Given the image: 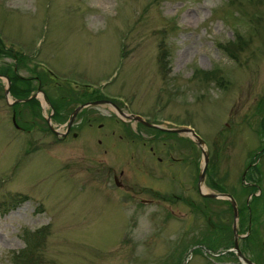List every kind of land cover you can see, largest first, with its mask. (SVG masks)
<instances>
[{"label":"rangeland","instance_id":"obj_1","mask_svg":"<svg viewBox=\"0 0 264 264\" xmlns=\"http://www.w3.org/2000/svg\"><path fill=\"white\" fill-rule=\"evenodd\" d=\"M0 42V264H243L214 182L264 264V0H0Z\"/></svg>","mask_w":264,"mask_h":264},{"label":"water","instance_id":"obj_2","mask_svg":"<svg viewBox=\"0 0 264 264\" xmlns=\"http://www.w3.org/2000/svg\"><path fill=\"white\" fill-rule=\"evenodd\" d=\"M0 78H2L0 76ZM6 81H7V87L4 91V94H5V97L7 99H9V97H11L10 95V86H11V82L10 80L8 79V77L5 78ZM39 92H41L40 90H38ZM41 94L43 95V93L41 92ZM32 99L29 98L28 100H24V102L26 101H30ZM23 102V101H21ZM97 103V102H96ZM99 104V103H98ZM97 104V105H98ZM88 106H91V104H86V105H83L82 107L80 108H77L75 109L72 114L70 115L69 119H68V122H67V125H66V134L69 133L71 127L73 126L74 124V121L76 119V116L78 115V113L80 112V110L84 107H88ZM131 120H134L135 122H139L143 125H147V126H150L148 123L144 122L142 120L141 117L139 116H131L130 117ZM12 121L13 123H15V118L13 117L12 118ZM47 124H48V127L49 129L51 130L52 133H54L56 136L58 135V132L53 128L52 124H51V118H48L47 119ZM169 131H175V132H186L188 134H191V136L194 138L193 140L196 142L197 146L201 147L202 148V152H203V155H204V165H203V168L199 174V177H198V181L199 183L203 182L204 181V176H205V173H206V167H207V164H208V157H207V154H206V151L205 149L202 147L204 145L203 141L200 139L199 136H197L195 134V132L191 129H177V130H169ZM65 134H62V138H64ZM75 136V134L73 135ZM244 179V178H243ZM116 182V181H115ZM116 185L118 186V184L116 183ZM200 191L202 193H204L203 191V188L202 186L199 188ZM206 197L208 198H213V199H226V198H229L230 199V202H231V207H232V210H233V226H232V230H233V236H234V240H233V249H231L229 252H233L236 257L243 263V264H255L254 262H252L251 260H249L248 258H246L242 252L240 251V248H239V244H238V240L240 238V236H238L237 234V219H238V209H237V204H236V201L234 199H232L230 196L226 195V194H215V195H207Z\"/></svg>","mask_w":264,"mask_h":264},{"label":"trees","instance_id":"obj_3","mask_svg":"<svg viewBox=\"0 0 264 264\" xmlns=\"http://www.w3.org/2000/svg\"><path fill=\"white\" fill-rule=\"evenodd\" d=\"M1 43V42H0ZM224 51L227 53V55L229 56V57H231V58H233V59H235V57H237V55L234 57L233 55H232V52H231V50H229V48H225L224 49ZM162 54V56H164L166 53L165 52H162L161 53ZM7 56H9L8 54H6ZM14 61H16V62H19L18 61V58H17V56L14 54V56H10ZM164 63H165V60H164ZM198 73H199V71H197ZM202 74L204 75V76H209L211 73H207V72H202ZM7 77L10 79V81H11V90H10V93H11V96L12 97H14V98H17V99H25V98H29L32 94V92H34V84H33V81H30V80H23V81H19V79H18V77H17V75H15V73L14 72H12L11 74H8L7 75ZM44 79H46V77H44ZM32 80V79H31ZM24 81H26V83H27V86L25 85V82ZM42 81V80H41ZM33 100V99H32ZM32 100H30V102L32 101ZM34 104H36L35 106H38V102L36 101V100H33L32 101ZM60 114H61V111H60V109H57V110H55V114L53 115V117H54V121H56V119L60 116ZM57 115H59V116H57ZM57 116V117H56ZM216 190H218V191H220V192H225V189H224V187H222V186H216V187H214ZM206 199V198H205ZM206 200H209V199H206ZM225 202V201H224ZM225 203H227V205L229 206V208H230V210H231V205L228 203V202H225ZM18 205H19V203H17ZM16 205V204H15ZM6 207H7V205L4 203V204H0V212H2V211H4L5 209H6ZM246 209L248 210V208H249V204L247 205L246 204ZM11 209H9L7 212H9ZM238 211H239V215H241V211H240V209L238 208ZM250 216V215H249ZM252 225V224H251ZM254 228V227H253ZM249 229V228H248ZM212 230H214V229H212ZM248 231V230H247ZM252 231L253 230H251V228H250V233L246 236V237H244V238H242L240 241H242V240H244V242H243V244H247V243H249V242H251L253 239L251 238V234H252ZM226 232H227V234L225 233V231L222 229V228H220L219 229V233H220V235L221 236H224V239H226L227 241L226 242H223V243H219V244H217L216 245V243H215V247L219 250L220 248H222V247H219L220 245H225L226 243H229V242H231L230 240L232 239V232H229L228 233V229H226ZM247 233V232H246ZM261 238V237H260ZM240 241H239V246H240ZM216 242V241H215ZM243 254L244 255H246L247 253H245L246 251L244 250V248H243ZM222 253V252H221ZM229 254H233V253H231V252H228ZM216 254H218V253H216ZM234 255V254H233ZM14 257H19V256H15L14 255ZM223 257V256H222ZM220 259H222V258H220Z\"/></svg>","mask_w":264,"mask_h":264},{"label":"flooded vegetation","instance_id":"obj_4","mask_svg":"<svg viewBox=\"0 0 264 264\" xmlns=\"http://www.w3.org/2000/svg\"><path fill=\"white\" fill-rule=\"evenodd\" d=\"M222 184L221 183H218V182H214V186H221ZM216 194H226L228 196H230L232 199H234L230 194H227L225 192H220L218 190H216ZM219 200H222V199H219ZM225 201V200H224ZM227 202V201H226ZM231 205V204H230Z\"/></svg>","mask_w":264,"mask_h":264},{"label":"bare ground","instance_id":"obj_5","mask_svg":"<svg viewBox=\"0 0 264 264\" xmlns=\"http://www.w3.org/2000/svg\"><path fill=\"white\" fill-rule=\"evenodd\" d=\"M191 135V134H190ZM203 148H205V146H202Z\"/></svg>","mask_w":264,"mask_h":264}]
</instances>
